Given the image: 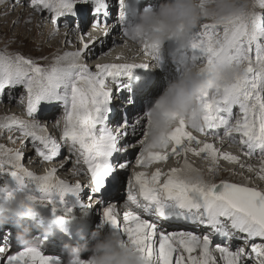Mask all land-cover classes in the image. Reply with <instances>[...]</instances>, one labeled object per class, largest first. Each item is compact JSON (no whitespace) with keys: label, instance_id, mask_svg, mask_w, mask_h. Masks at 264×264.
I'll return each instance as SVG.
<instances>
[{"label":"snow or ice","instance_id":"1","mask_svg":"<svg viewBox=\"0 0 264 264\" xmlns=\"http://www.w3.org/2000/svg\"><path fill=\"white\" fill-rule=\"evenodd\" d=\"M93 2L98 11L105 4V0ZM77 4L87 8L88 0H28L34 12L49 14L53 34L59 31L58 18L72 13ZM257 8L261 11H256ZM27 22H31V16ZM110 32L111 29L104 28L105 37ZM123 36H129L127 29ZM98 39L85 41L81 35V47L57 55L52 64L40 62L46 57L38 60L10 52L7 47L0 50V97L7 91L11 99L18 91L19 103L25 106L27 117L14 113L0 117V135L15 129L19 135H10L8 140L21 143L16 149L0 144V172L10 170L19 185L7 197H13L16 190L24 192L25 178H29L46 194L40 198L25 194L33 206L51 204L55 213L58 201L47 194L57 193L60 204L66 193L79 198L85 188L80 180L69 183L62 179L56 166L37 174L22 163L25 142L29 140L44 162L59 156L66 145L67 159L59 164V169L71 163L74 175L89 176L92 193L89 202L101 196L96 202L104 205L102 222L111 225L113 233L144 264H264V242H256L257 238L264 241V190L229 180L212 182L203 175L188 178L194 173L201 174L189 161V153L210 161V172L219 170L221 159L253 171V165L242 163L239 155L222 151L214 142L203 140L189 130L194 129L221 142L224 139L238 142L246 157L258 155L257 175L264 179V0H249L243 12L221 23L201 22L189 34L193 62L209 68L214 64H241L244 74L218 84L211 91H202L197 97L202 116L194 118L191 124L183 116L178 117L172 131L148 151L144 147L148 135L147 113L137 114L134 119L121 117L113 127L110 124L114 108L110 105L114 87L119 83L116 78L121 74L131 76L134 69L149 64L97 63L93 71L82 57L89 54ZM141 46L149 54L147 45ZM116 59L119 61L121 57ZM55 110H62L55 122L61 129L59 141L37 118ZM130 153L140 169L173 157L183 162L167 171L155 167L151 173L133 170L128 174L125 203L129 207L121 216L118 206L105 203L102 194L106 185L123 183L121 176L132 165ZM28 211L30 214L32 208ZM161 222L189 223L211 231H167L160 227ZM214 237L221 238V242H214ZM232 241L240 244L233 245ZM0 264H61V261L59 257L45 255L35 244H0ZM79 264L90 261L84 257Z\"/></svg>","mask_w":264,"mask_h":264},{"label":"rangeland","instance_id":"2","mask_svg":"<svg viewBox=\"0 0 264 264\" xmlns=\"http://www.w3.org/2000/svg\"><path fill=\"white\" fill-rule=\"evenodd\" d=\"M108 2H110V0H108ZM93 3H94L93 0H88L87 8H85L84 6H81L79 4L74 5V9H73L72 13H65L63 16L58 18L59 31L56 34H53V27L54 26L49 21V19H48L49 14L47 12H44V13L34 12L28 6V0H0V50L7 47V49L10 52H20L26 56H31V57L36 58L38 60H40L41 57L47 58L50 55V53H53V51L48 47V45L50 43H53V42L55 43L57 48L62 49V52L55 54L56 56L62 54L66 50L67 51L77 50L78 48L81 47V41H80L81 35H83L85 41H87V37H88L87 33L89 32V29H90L89 23L91 21L90 22L86 21V20H88L86 18H87L88 11L90 10L91 5ZM142 9H143L142 6H140L138 9L137 15L140 14V10L142 12ZM256 11H261V9L257 8ZM117 14H119L117 4H116V2L111 0L110 9L108 11V16H107L108 18L104 21L105 22L104 25H102V23H101L98 26V29H92L93 31L97 30L98 34L97 35L93 34V36H91V34L88 33L89 38H93V37L98 38L99 36H101L102 39L105 38L104 32H103L105 27H108L109 29H111L109 37L112 36V38H114L113 35L114 34L117 35V33L112 32V26H111L112 23L109 24V22L114 21L115 18H118V17H116V16H118ZM29 16H31V22L30 23L27 22ZM14 21H18V22L14 23ZM84 22H86V24L81 29H79L78 26L80 24H83ZM69 28H74L75 29L74 33H71L69 31ZM61 37H63V38L61 39ZM70 37L72 40L71 44L65 43L64 38H70ZM96 43H97V45L95 44V46H97L99 48L105 42H103L102 44H100L99 42H96ZM107 44L109 45V42ZM167 46H168V43H166L165 47H167ZM106 47L107 46H102L100 49L95 50L94 55L90 58L82 57L83 62L87 63L88 66L93 71H95V67H94L95 64L103 62V58H101L99 56V54L104 49H106ZM133 47L135 48V46H133ZM142 49L143 48L138 50L137 53L135 54V56L132 57V59L129 58V60H128L124 56L125 62H135L134 61L135 59L138 60V58H139L138 55L140 54ZM97 55H98L97 59H93ZM140 57H141L140 62L149 63V66L146 67L147 69L157 70L156 67H153L151 65L152 58L149 55H146V53H143V54H141ZM143 58H145V60L142 61ZM187 58L189 59L190 57L187 56L186 54L180 55V59H182L185 62L187 61ZM44 60L45 59H42V60H40V62L43 64H46L44 62ZM109 60H110L109 62H113L112 56ZM116 62H118V61L116 60ZM169 68H172L171 63L169 64ZM135 71H139V69H137ZM135 71L133 73H135ZM118 85L120 88H122L121 83L117 84L114 87V91H113L114 100L113 101L115 102V104L118 107H122L126 110V112H128L126 105L119 103V95L122 93V90L121 91L116 90ZM115 90H116V92H115ZM19 99H20V94L18 91L12 95L11 99L9 98V93L6 91L5 94L3 95V97H0V117L14 113L18 116L27 118L25 106L21 105L19 103ZM61 115H62V110H55V113H53L52 118H50V119L40 118V121L47 125L50 133L54 137H55V134H56V136H57V134H61L60 131L57 130L59 132L58 133L54 129L55 128L54 122H56V120L59 119L61 117ZM51 120H53L52 123H50ZM195 134L203 140H207L209 142H214L213 140L215 138L205 137L203 135L201 136L200 134H197V133H195ZM10 135L13 137H16L19 135V133L15 129H13L11 131H4L3 135H0V144H4L7 148H12V149L20 148L21 147L20 141L8 140V136H10ZM221 135H222V132H221ZM25 144H26V146L23 149L25 152V163H24V161H23V163L25 164L26 167H28L30 170L36 172L37 174H43L44 171L47 170L48 168L53 167V166H55L56 163L63 162L67 159L66 149L63 146L62 150H61V154L59 156H57V158H55L54 161H51V162H44L43 161V162H41V165L39 167H37V169H36V165L30 164L31 161L27 162V160H26L28 156H33V153L35 152L33 147H32V143L29 140V141L25 142ZM234 146L235 145L232 144L228 147L221 148V150L232 152L233 154L240 156L241 153ZM234 148L236 150H233ZM131 159H134V154H131ZM188 159L193 164V166L196 168H199L201 165V162L204 160L202 158H198L197 156H194L191 153L188 154ZM176 161H178L176 157L169 159L167 161V164H165L166 166L163 167L162 170L163 171L167 170V168H169V167H180L181 163L183 162L182 159L179 160L178 163ZM204 161H207V160H204ZM219 164H221L223 166V168L220 171L210 172L207 168H204V169L200 170L201 175H203V177L206 180L207 179L208 180L213 179L215 177L219 178L223 174V171L227 167H228L227 169H234L238 165V164L230 163L228 161H224L223 159H221L219 161ZM259 164H260L259 156H258L257 160L253 159L251 161V165H253L254 171H256L259 168ZM8 167L9 166H6V168H8ZM157 167H160V165ZM137 169L138 168L135 166V164L132 163L131 167L128 169V173L123 174L121 176V180L123 181V183L121 185H119V192L121 195L118 197V200H117V202L119 201L120 204H121V202H124V200L126 199L127 175L130 174L133 170H137ZM227 169H226V171H227ZM70 170H72L71 164L67 165V168L64 169L63 173L58 174V175L60 177H62V179H66V180L68 179L69 183H74L76 181V178H79V176L76 175L75 177L66 178L69 175ZM235 171L238 172V174H243L244 176H248L251 172L248 170V168H245V169L236 168ZM227 176H228V178H230L229 181L232 180V182H234V179L236 178V176H234V173H230ZM14 180H13V176L11 175L10 170L0 172V188H3L5 190L4 192H0V196L3 197V199H4V195H5L6 191L15 190L19 186L18 182H15ZM221 180H224V179H221ZM81 182L84 184L85 188L82 190V192H83L82 195H84V197L81 198V200H80L81 202L78 204L79 210L74 208L73 205L64 206L58 202L59 206L57 207L55 213H53L52 206L50 204H47V205L36 204L35 207L37 210V215L35 217L29 218L30 219L29 222L27 221V218H23L24 225H26L27 227H29L31 229V231H30L31 239L35 236L36 233H39L41 238H40V241L38 243V246L41 248L42 252L45 255H49L52 252H57V256L61 260H63V261L60 260L61 264H67V258H68L67 249L61 248V245L59 246V249H56L53 246V243L57 241L58 237H61V239H64V237L71 238V237H74L73 234L66 235V234L59 233V231H57V230H54V233L57 235L55 237V239L51 235L49 237L45 236L44 233L42 232V227L40 226V224L37 223L39 221V220H37V218H40L43 215H47V216H51V217L63 216V218L66 222L71 223V222L79 221V218L84 216L85 218H87V220L84 222L85 223V230L82 232V234H80L81 236L77 242H79L78 246H82V247L87 246V248L90 249L91 245L94 243L93 234H94V231L96 230L94 224L96 222H98L100 217L102 216V208L104 205L99 203V205H97L95 207L96 201H94V199L90 203L89 202V196H85L87 193L90 194V192H88L89 188L86 187L85 181H81ZM257 183H259V185H258L259 189L264 190V179H261L259 175H257V176L255 175L251 181H248V178L246 179V184H248L249 186H250V184L254 186ZM37 188L38 187L36 186L35 183L30 182L29 178H25V189H24L25 194L28 193V195H33L31 192L32 191L36 192ZM33 196H35V195H33ZM40 197L41 196H39L37 198H40ZM103 198L105 199L104 200L105 203L107 201L111 202L114 199V198H111L110 195H105V196H103ZM53 199H56V198H53ZM85 205H87L88 209H85ZM122 207H124V206L122 205ZM122 207H121V209H122ZM66 209H70V210L66 211ZM89 209H91V213H89V211H88ZM78 212L83 213V214H87V215H79ZM121 213L122 212H120V214ZM31 219L33 220V223L31 221ZM165 226H167V228H169V229H175L176 227L178 229V226L174 223L165 222ZM2 229H10L11 230L10 232H13V236H12L10 241L6 240L5 238L2 237L3 234L5 233L2 231ZM185 229L197 232L196 229L192 230V229H188V227ZM18 230H19V226L16 224L15 218L11 219L5 225L0 226V244H10L12 246H19V243L16 240V233ZM204 232H208V230L204 229ZM218 238L217 237L214 238V242H221L220 239H218ZM77 242H75V243H77ZM256 242L262 243L264 241H261L259 238H257ZM75 243L72 242L71 246H73V244L75 246ZM61 244L65 245L64 243H62V241H61ZM232 244L233 245H239L240 242L239 241H232ZM245 247L247 249L248 246H245ZM89 254H90L89 251H84L82 255H83V257H88ZM217 256H218V253H217Z\"/></svg>","mask_w":264,"mask_h":264},{"label":"clouds","instance_id":"3","mask_svg":"<svg viewBox=\"0 0 264 264\" xmlns=\"http://www.w3.org/2000/svg\"><path fill=\"white\" fill-rule=\"evenodd\" d=\"M249 0H161L156 7H148L139 14L138 19L127 28L129 41L146 44L152 62L163 50L169 40L178 42L179 48L189 46V34L197 29L201 22L221 23L225 18L243 12ZM123 16V12H121ZM153 67L158 65L152 63ZM244 74L241 64H214L210 68L203 63L190 62L180 75L166 84L162 92L155 96L146 108L147 137L145 151L152 150L172 131L183 116L191 124L194 118L202 116L197 97L202 91H211L237 75ZM201 174H191L195 178ZM0 188V192H4ZM13 191V190H12ZM5 192L0 201V226L15 218L19 230L16 240L20 245L32 246L31 229L24 225L23 218L37 215L36 207L21 190H16L9 198ZM32 208L29 214V208ZM40 223L39 221L37 222ZM64 220L56 218L54 223L42 226L45 236L55 229H63ZM94 243L87 246L65 245L68 252L67 264H79L84 251H89L90 264H144L139 255L113 232L97 230L93 234Z\"/></svg>","mask_w":264,"mask_h":264},{"label":"bare ground","instance_id":"4","mask_svg":"<svg viewBox=\"0 0 264 264\" xmlns=\"http://www.w3.org/2000/svg\"><path fill=\"white\" fill-rule=\"evenodd\" d=\"M160 2H161L160 0H141L139 5L144 7L142 9V11H144L148 7H156V6H158ZM124 3H125V5H128V6L132 5V1L124 0ZM109 9H110V3L108 2V0H105L104 6L102 8H100L99 11L97 10V7H96L95 3H93L91 5L90 10L88 11L87 18H86L88 20H86V21H89V22L90 21L91 22L92 21L101 22L102 25H104V23H105L104 21L108 18L107 16H108ZM138 9H139V7H136V8L133 7L132 8V10L135 13H138ZM119 11L123 12V8L120 7ZM140 13H141V10H140ZM120 16H121V14L119 15V17ZM123 16H124L123 19L115 18L114 21H110L109 22V24L112 23L111 24L112 32L113 33H117V35L114 34L113 35L114 38H112V36L109 37V35H108L107 37H105L103 39H102L101 36H99L98 37L99 39H98L97 42H99L100 44H102L103 42H105V43L103 45H101L99 48L97 46H95V44L97 45V43H94L92 45L90 51H89V54L87 56H85L84 58L92 57L94 55V53H95V50L100 49L102 46H107L106 49H104L99 54V56L101 58H103V62L102 63H110L109 59L111 58V56L113 58V62H116L117 56H120L122 58L120 61L117 60L118 62H125L124 56L128 60H129V58L132 59V57L135 56L137 51L140 50L141 48H143L140 44L133 43V42L129 41V39L127 37L123 36V31L125 29H127L128 27H130L137 20L139 15H137V17L132 18L131 17L132 16L131 13H126ZM116 17H118V16H116ZM85 24H86V22H84L83 24H80L78 26V28L81 29ZM69 31L71 33H74L75 29L74 28H69ZM87 36H88L87 37V41H88L91 38H89L88 33H87ZM62 38L63 37H61V39ZM66 40L70 41V43H68V44H71V41H72L71 37L70 38H64V42ZM108 42H109V45L107 44ZM166 43L170 44V46H169L170 49H166V47H165ZM166 43L164 45L163 50L156 56V58L152 62V63H155V64L158 65L156 67L157 70H149L147 68H136V69H134V71L137 70V69H139V71H135V73H132L131 76H128L127 74H121L119 77L116 78L119 81V83L122 84V88H120L119 85L117 86V89L115 88L118 91L122 90V93L119 95V103L126 105V108H127L128 112H126V110L124 108L118 107L115 104V102L113 101L112 105H110V106H113V108H114V112L112 114V121H111V123H114L113 125H115V123L121 117H127V118L134 119L137 114H140V113L144 112L146 110V108L151 104L152 99L162 92V90L165 88V86L168 83V81L178 77L180 75V73L183 71L184 67L187 66L188 63L192 62L193 50L190 47H186V48L180 49L179 45H178V42H176L175 40H169ZM133 46H135V48ZM48 47L53 51V53H50V55L44 60V62L46 64H52L54 62V58L56 56L55 54L62 52V49L61 48H57V46L55 45L54 42L50 43L48 45ZM114 48H116V49H114ZM143 53H145L144 49H142V51L138 55V57H139L138 60L135 59L134 61L135 62L137 61V63H139L141 61L140 60V58H141L140 56ZM184 54H186L190 58L189 59L187 58V61L183 63L182 59H180V55H184ZM146 55H149V54L146 53ZM97 57H98V55L95 56L93 59H97ZM172 58H174L173 62L171 63L172 64V68H170V70H169V64L172 61ZM143 59H145V58H143ZM152 63H151V65H152ZM116 90H115V92H116ZM53 113H55V111H49V112H47V113H45L43 115H38L37 118L38 119H40V118L50 119V118L53 117ZM52 121L53 120H51L50 123H52ZM54 127L53 128L56 131L58 130L61 133V129L56 126V123L54 124ZM189 130L193 131L194 135H196L195 133H197V134H200L201 136L203 135L205 137L215 138L213 141L216 144V146L219 147L220 149L228 147V146L234 144L235 145L234 147H236L238 149V151L241 153L240 154L241 162L244 163L245 165L251 164V161L253 159L257 160V158H258V155H255L253 157L244 156L243 155V149L241 148V145L238 142H232V141H229L227 139H224L223 142H221L219 139H217L216 137H214L211 134H207L206 135V134H203V133H200V132H196L194 129H189ZM60 136H61V134H57V136L55 134V137L57 138L58 141L60 139ZM64 148L66 149V155H67V146L65 145ZM233 150H236V149L234 148ZM55 158H57V157H55ZM55 158L52 161H54ZM129 158L131 159V153L129 154ZM198 158H201V157H198ZM26 160H27V162L31 161L30 164L36 165V169H37V167H39L41 165V162H43L42 159H40L36 155L35 152L33 153V156H28ZM23 161L25 163V158H24ZM23 161H22V163H23ZM131 161H132V163L135 164V159H131ZM176 162L178 163V161H176ZM60 163L61 162H58V163L55 164V166L58 167V173L57 174L63 173L64 169L67 168V166H66V168H64V169H59V164ZM70 164L71 163H69L67 165H70ZM165 164H167V162L154 164V165H152V166H150L149 168H146V169H140V168H138L136 166V164H135V166L138 168L137 171H146L148 173H151L155 169V166L157 167V166L160 165V167L163 169V167L166 166ZM209 164H210V161H204L203 160L201 162L200 167L198 169H200V170L204 169V168L209 169ZM71 167H72V170H70L69 175L66 178H71V177H75L76 176V175L73 174V171H74L73 164H71ZM222 168H223V166L221 164H219V170L218 171H220ZM236 168H241V167L239 165H237L234 169H227V171L225 169L223 171V174L219 178L215 177L213 179H209V181L218 182L221 179L230 180V178H228L227 175L230 174V173H234V176H236V178L234 179V182L246 183V179L248 178V181H251L254 178L255 175L257 176V171L259 170V168H258L256 171H254V170L251 171L248 176H244L243 174H238V172L235 171ZM245 168H247V167H244V168H241V169H245ZM80 175H82V173L79 174L78 176H80ZM82 179L87 183L86 187L89 188L90 194H88L87 196H91L92 193H91V190H90V187H89V176H88V178L83 176ZM13 180L15 182H18V181H16L17 179L15 177H13ZM78 180H80V178ZM67 181H68V179H67ZM258 185H259V183H257L254 186L259 188ZM250 186H253V185L250 184ZM31 193L33 195L37 196V197H39V196L42 197V196L46 195L39 188H37L36 192L32 191ZM82 194H83V192L81 191L80 194H79V199L74 200L73 199L74 198L73 197L74 194L66 193L65 196H64L62 205H64V206L73 205L74 208L79 210L78 204L81 202L80 200L84 196ZM47 195L51 196V198H56L57 201L59 202V196H58L57 193H51V194H47ZM105 195H110L111 198H114L110 203L116 204L118 206L119 214H120V212L123 213V211H125L129 207V205L125 203V200H124V202H121V204H120L119 201L117 202L118 197L121 195L120 192H119V185H117V186L106 185V190L103 192L102 196H105ZM100 198H101V196H96L94 201H96V200H98ZM102 199L105 200L103 197H102ZM2 200H3V197L0 196V201H2ZM99 203L100 202H96L95 203V207L97 205H99ZM122 205L124 207H122ZM121 207H122V209H121ZM85 209H88L87 205H85ZM88 211H89V213H91V209H89ZM122 213L120 214L121 216H122ZM78 214L79 215H87V214H83V213H80V212H78ZM57 217H61V216L51 217V216L43 215L40 218H37V220H39V222H40L39 224L42 227L43 225H47L49 223H54ZM29 220L30 219L27 218L28 222H29ZM86 220H87V218H85L84 216L80 217L79 221H76V222L69 223V222H66L64 220V228L63 229H55V230L59 231V233L66 234V235L73 234L74 237H71V238L64 237V239H61V237H58L57 241L53 243V246L56 249H59L60 245H61V248H65L66 244L67 245H71L72 242H74V243L77 242L79 240L80 236H81L80 234H82V232L85 230V223L84 222ZM31 221L33 223L32 219H31ZM173 223L178 226V229H177V227L175 229L167 228V226H165V222H161L160 223V227H162L163 229H165L167 231L186 230L185 228L188 227V229H192V230L196 229L197 233L198 232L199 233H203L204 232V229L199 228L198 226L191 225L189 223H183V222H173ZM94 226L96 228L94 233L97 230H103V231H108V232H114L115 231L111 227V225L102 222V216L100 217L99 221L94 224ZM207 230H208V232L211 231L210 229H207ZM2 231L6 233V234L4 233L5 235L3 234L2 237L3 238L7 237L6 240L10 241L12 236H13V232H10L11 231L10 229H2ZM51 236L54 237V239H55V237L57 235L55 233H53ZM40 238H41L40 234L36 233L35 236L32 238V242L35 245L38 246ZM214 238H216V237H214ZM218 239H220V241H221V238H218ZM61 241L65 245H62ZM78 245H79V242L75 243V246H78ZM73 246H74V244H73ZM49 256L58 257L57 256V252H52L51 254H49ZM61 261H63V260H61Z\"/></svg>","mask_w":264,"mask_h":264}]
</instances>
